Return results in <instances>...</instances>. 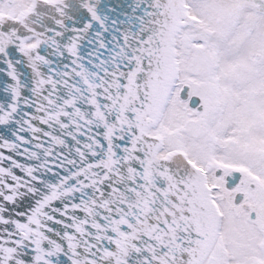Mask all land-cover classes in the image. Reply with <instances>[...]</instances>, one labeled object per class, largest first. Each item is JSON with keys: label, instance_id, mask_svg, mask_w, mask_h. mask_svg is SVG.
<instances>
[{"label": "snow or ice", "instance_id": "obj_1", "mask_svg": "<svg viewBox=\"0 0 264 264\" xmlns=\"http://www.w3.org/2000/svg\"><path fill=\"white\" fill-rule=\"evenodd\" d=\"M0 264H264V0H0Z\"/></svg>", "mask_w": 264, "mask_h": 264}]
</instances>
